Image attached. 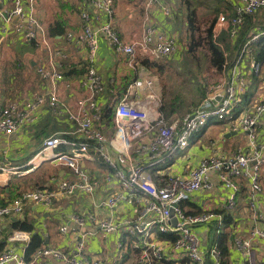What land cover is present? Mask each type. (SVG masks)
Returning <instances> with one entry per match:
<instances>
[{
    "label": "built area",
    "instance_id": "built-area-1",
    "mask_svg": "<svg viewBox=\"0 0 264 264\" xmlns=\"http://www.w3.org/2000/svg\"><path fill=\"white\" fill-rule=\"evenodd\" d=\"M35 1L10 0V7H0V34L3 37L13 30L30 41L41 35L44 43L49 45L48 52L51 56L55 54L66 58L67 54L61 48L48 43V36L46 37L44 28L36 16ZM141 1L148 12L158 8L166 18L174 17V8L166 0ZM228 1L235 6V16L229 18L220 14L214 26V33L218 35L229 28L232 38H235L246 16L255 15L264 9V0ZM78 16L80 28L69 31L66 37L76 47L87 49L88 64L82 77V85L88 96L78 99L74 110L62 109L63 105L56 89L49 96L32 93L27 98L10 101L4 105L0 103V135H12L21 126L36 123L42 109L49 105L52 111L64 114L75 124L71 133L72 139L67 138L65 134L56 133L44 140L45 149H56L62 145L72 146L71 152H58L51 157L68 166L75 175L74 180L61 181L57 189L68 196L77 191L93 195L102 181L115 178L119 181L122 192L115 191L110 194L104 202L106 206L114 208L121 200L134 196L142 206L141 211L135 219L120 214H78L73 217V226L63 223L60 227L61 233L71 232L75 235L74 253L43 245L31 258L26 259L24 254L7 249L0 251V264H50V258L56 259L60 264H104L101 259L91 257L88 252L87 233L81 232L87 220L98 225L106 234L120 233L127 236V239H122L119 243V248L125 249V252L120 254L119 260L113 264H156L157 261L164 258L169 260L172 257L183 259L186 264H232L227 262L228 255L224 254L217 244L211 229L212 224H216V233L223 231L224 214L208 207L191 214L186 212L181 204H174L191 192L220 186L227 191L226 208L232 210L236 207L242 181L246 180L249 185L247 204L258 220L263 219L257 209V202L259 194L263 192L261 176L264 166V95L246 110H238L249 90L251 77L236 63L229 69L226 77L208 89L203 100L191 109L180 125L178 118L168 120L156 110V107L160 106L157 76L149 75L135 79L129 86L128 94L119 100L113 117L117 129L116 137L122 144V150L119 151L132 160L131 169L126 172L112 156L108 138L102 129L104 107L100 99L105 92V82L96 63L100 38L107 41L117 54L128 57H135L137 49H141L145 56L166 57L178 52V47H182L178 43V36L169 30H160L156 23L151 21L149 14L144 19L142 37L131 42L125 41L117 28L115 0H80ZM260 35L261 33L257 32L252 36L246 46L248 53L251 52L249 44ZM38 72L44 78L63 79V74L54 67L48 70L41 66ZM250 72L251 76L258 77L264 91V63L252 56ZM210 120L227 121L229 129L245 133L246 146L241 147L233 156L215 152L203 158L198 166L191 168L187 176H169L162 185L155 182L145 164L131 156L132 143L140 141L152 130L157 131V134L151 137L149 143L140 142L137 149L139 155L148 154V159L155 160L172 150L186 148L192 135L201 132ZM91 147L109 167V171L93 178L80 164V160L87 155ZM212 171L218 172L217 184L210 177ZM57 193L53 189L40 187L25 192L14 202L3 203L0 199V231L6 218L21 219L29 203L50 208ZM148 216L152 218L148 220ZM173 218L176 219V224ZM200 226L206 228V241L198 231ZM161 234H166L167 237ZM31 236L29 231L15 230L8 240L26 243V250ZM233 238V247L239 258L245 264L246 261L252 264L255 244L264 240V226L256 225L248 234Z\"/></svg>",
    "mask_w": 264,
    "mask_h": 264
},
{
    "label": "crops",
    "instance_id": "crops-1",
    "mask_svg": "<svg viewBox=\"0 0 264 264\" xmlns=\"http://www.w3.org/2000/svg\"><path fill=\"white\" fill-rule=\"evenodd\" d=\"M115 2L116 5L119 3V6L122 4L127 8L125 13H121L120 7H118V13L120 11L119 16L117 14V27L123 39L127 42L138 40L142 37L144 19L148 14L151 21L156 23L160 30L172 31L174 28V17L166 18L158 8H153L150 12L146 11L145 5L141 0H139L138 4L137 0H115ZM166 2L171 4V0H166ZM10 6V0H0V7L8 8ZM35 6L36 16L44 28L46 37L48 36V43L51 46L61 48L67 54V57L62 58L55 54L51 56L48 52L49 45L44 43L41 35L37 39L30 41L13 30L3 37L0 34V46L3 47L6 44V42L2 44L5 38L6 40L9 39L10 43L18 41L26 42L22 46L21 53L30 54V57L25 58L23 64L24 66L26 64L27 68L32 69L31 73L34 71L38 73V77L32 78L33 81L32 79L27 81V84L31 83L29 84V91H32L27 96L32 93H43L49 96L56 89L60 102L63 105V107L61 106L62 109L68 108L74 110L78 99L88 96L86 89L82 85L84 73H81V69H86L88 64L87 49L76 47L66 37L69 31L80 28L81 22L79 16L75 10L69 12L65 7L60 6L57 0H36ZM232 9L235 10L234 4H232ZM249 21L252 23L251 32L263 30L264 9L258 11ZM58 31L63 32L60 33ZM52 33L53 36H51ZM250 48L251 52L249 53L246 49L242 48L240 53L234 50L233 54V57H235L234 64L238 63L241 65L243 72L251 77L247 97L238 106V110L241 111L246 110L261 95H264V91L261 89L262 83L258 77L251 76L250 59L252 56L254 57L252 44ZM6 50H8L7 47ZM172 55L175 56L177 53L175 52ZM144 56L141 49H137L135 57L117 54L107 41L100 38V49L96 63L98 72L105 82V92L102 95V99H100L103 107L108 105L113 111H116L119 100L128 94L129 86L135 79L153 75L148 65L144 62ZM1 60L2 58L0 57ZM17 62L22 67L20 60ZM41 66L46 67L48 70H52L54 67L58 72L63 74V79L54 80L42 77L38 72V68ZM228 71L229 68L220 73L218 81L226 77ZM2 83L10 85L6 90H2L6 85L0 88L1 104L4 105L10 101L24 98L19 92L13 95L15 97L7 93L13 90V85H16L13 78L12 80L9 77L8 79H3ZM158 84L157 93L159 90ZM106 93L109 95H106ZM158 96L160 105L169 103L163 101V98L161 99L162 96L160 97L159 94ZM204 97L205 95H203L200 102ZM159 107H156V110L166 117ZM170 110V116L167 119L173 120L174 118H178L180 125L183 124L185 117L190 113L180 114L178 113V107H174V109L170 108ZM74 129L75 124L64 114L54 112L49 108V105H46L42 109L36 123L19 127L12 135H0V199L3 203L14 202L25 192L35 188L47 187L58 192L54 204L50 208L40 204L29 203L25 207V212L21 219L13 217L5 219L0 231L1 252L13 249L20 254H24L26 257V250H24L26 243L23 244L19 241L10 242L8 240L13 231L24 230L20 227V223L15 224V222L25 221L28 224L36 226L33 232L26 231L31 232L32 236L36 234L42 235L43 240L42 242L40 241L38 248L43 245H50L74 253L76 245L75 235L71 232L61 233L60 231L63 223L71 226L74 225V216L82 213L91 216L95 214L99 216L120 214L123 217L135 219L140 214L142 206L134 196H128L126 200H121L114 208L106 206L104 202L110 194L115 191L122 192V187L115 178L110 181H102L93 195L77 191L74 195L68 196L57 189L61 181L65 179L74 180L75 175L68 166L58 163L51 157L58 152H71L72 146L62 145L56 149H45L44 140L56 133L71 135ZM102 129L108 138L112 156L118 165L128 172L131 169L132 160L129 159V156L119 151L122 150V144L116 137V127L108 126V124L102 122ZM262 132L264 134V124ZM156 134L157 131L152 130L140 141H134L132 143L131 156L134 160H139L147 166L149 173L154 177L158 185H162L172 175L187 176L191 168L198 166L203 158L215 154V152L220 153L219 155L233 156L241 147H245L247 143L246 134L229 129L227 121L211 120L204 130L192 135L190 144L186 148L172 150L155 160L148 159V154L139 155L140 153L137 149L140 142L149 143L151 137ZM80 164L92 178L99 177L103 172L109 171L108 164L94 151L93 147L80 160ZM163 164L165 167L161 168L160 165ZM210 177L216 184L218 183L217 171H212ZM261 181L263 192L258 196L257 209L263 216L262 220H258L255 217L253 210L247 204L246 195L249 185L246 180L242 181V188L237 196L236 207L232 210L226 208L227 191L220 186L191 192L180 203L186 212L191 214L199 212L203 207H208L221 214L224 212L227 218H232V224L224 228L230 234V237L226 241L228 248L227 262L229 263L245 264L233 247V237L248 234L249 230L256 225L260 227L264 226V166ZM151 218V216L147 217L148 220ZM87 221L81 232L85 231L87 233V249L90 256L101 259L104 264H113L115 261H118L119 255L125 252V249L119 248V243L122 239H127V236H122L120 233L106 234L98 225H94L90 220ZM198 229L206 241V228L200 226ZM50 264H60V262L50 258ZM156 264H186V261L172 257L169 260L164 258L162 261H157ZM246 264H251V262L246 261ZM252 264H264V240L256 242Z\"/></svg>",
    "mask_w": 264,
    "mask_h": 264
},
{
    "label": "rangeland",
    "instance_id": "rangeland-1",
    "mask_svg": "<svg viewBox=\"0 0 264 264\" xmlns=\"http://www.w3.org/2000/svg\"><path fill=\"white\" fill-rule=\"evenodd\" d=\"M196 9L197 23L199 24V31L196 34V38L199 44L196 45L195 50L190 54L188 48L190 47L189 32L186 20V5L189 3L180 2V0H173L172 5L174 8V25L172 33H176L178 36V43H180L182 49L178 47L177 55L173 56L172 53L166 57H151L144 56L145 61H149L151 64L150 68L151 74L157 76L158 78V94L161 99L166 102L176 103L178 107V113L184 114L189 113L191 109L197 105L203 97V93H207L208 89L218 82L219 74L215 72L213 68L209 66L203 57V52L206 50V40L203 38L206 36V31L211 24V20L214 18V13L212 12L213 5L208 0H203L195 2V0H190ZM36 2V1H35ZM60 6L65 7L69 12L76 11L79 12V0H57ZM139 0H137L138 4ZM183 3V4H182ZM186 4V5H184ZM212 6V8H211ZM117 14L125 13L127 8L119 3L116 5ZM118 7L120 11L118 13ZM193 8V7H192ZM224 14V13H223ZM226 15V14H224ZM61 17V16H60ZM179 27V31H175V28ZM181 28V30H180ZM119 29V28H118ZM10 40L6 38L3 43L6 44L0 46V88L6 90L10 85L8 83H2L3 79L13 78L14 83L13 90L6 91L9 95L13 96L19 92L22 97L27 98L28 93L32 92L30 90L31 83L27 84L28 80L38 77V73L32 71L28 66H24V59L30 57V54L22 52V46L26 43L24 41H18L16 43L9 42ZM6 47L8 50H6ZM190 49V48H189ZM202 51V52H201ZM20 60L19 66L17 61ZM32 79V81H33ZM106 95H109L106 93ZM15 97V96H13ZM222 124V123H221ZM225 124V123H223Z\"/></svg>",
    "mask_w": 264,
    "mask_h": 264
},
{
    "label": "trees",
    "instance_id": "trees-1",
    "mask_svg": "<svg viewBox=\"0 0 264 264\" xmlns=\"http://www.w3.org/2000/svg\"><path fill=\"white\" fill-rule=\"evenodd\" d=\"M197 0H195L196 2ZM203 2V0H200ZM211 1L210 5H213L212 12L214 13V18L211 20V24L209 28L206 31V36L203 37L206 40V43H204V46H206V50L203 52V57L205 58L206 62L209 64L211 68H213L216 73L220 74L223 73L225 70L228 68H232L234 66V61L235 57H233L234 50H236L238 53L243 49H246V46L249 41H251L252 36L255 33H261L259 38L253 42H251L249 45L253 46V55L254 58L257 61H260L264 63V29L263 30H258L256 32H251L252 29V23L249 21V19H252V16L254 15H248L244 19V24L239 28L238 34L235 38H232L231 33L229 28L224 29L221 33L218 35H215L214 33V26L216 24V21L219 17L220 14H226L229 18L235 16V10L232 9V4L228 0H208ZM173 0H171V5H172ZM180 2L183 3H189L188 6L186 4V20H187V26H188V32L190 34L189 39H190V49L189 53L191 54L194 50L197 44H199L196 34L199 31V24L197 23V16H196V9L197 7L194 6V4L190 0H180ZM199 2V0H198ZM182 3V4H183ZM173 6V5H172ZM193 7V8H192ZM256 15V14H255ZM248 19V21H247ZM118 28V27H117ZM57 29V28H55ZM179 27L175 28V31H180L178 30ZM181 30V28H180ZM62 33L63 31H58ZM176 34V33H175ZM53 36V33L51 34ZM122 36V35H121ZM248 45V46H249ZM202 52V51H201ZM145 64L149 65L151 67V64L149 61H144ZM85 69H81V73H85ZM203 95H206V93H203ZM247 97V93L245 94V97ZM174 107H177L176 103H163L160 105V110L164 112L166 115V118L170 116V108L174 109ZM113 117H114V111L111 107L108 105L104 107V114H103V122L108 124V126H115L113 122ZM211 121V120H210ZM209 121V122H210ZM208 122V123H209ZM204 130V129H203ZM65 136L69 139H72L71 135H66ZM161 168H164L165 165H160ZM224 214V224L225 226H228L232 224L233 220L231 217L227 218V215ZM20 227L24 230H29L33 232L34 227H36L34 224H28L25 221L21 222H15V224H19ZM211 226L212 232L215 234V239L217 240V244L221 248L224 254L228 253V248L226 246V241L230 237L229 232L221 231L220 233H216L217 231V225L212 224ZM163 237H167L166 234H161ZM43 238L42 235L36 234L31 237V241L29 245L26 248V259H29L31 255L38 249L40 246L39 243L40 241L42 242Z\"/></svg>",
    "mask_w": 264,
    "mask_h": 264
},
{
    "label": "water",
    "instance_id": "water-1",
    "mask_svg": "<svg viewBox=\"0 0 264 264\" xmlns=\"http://www.w3.org/2000/svg\"><path fill=\"white\" fill-rule=\"evenodd\" d=\"M181 201L182 200H180V201H178V202H176L175 204H174V206H177L178 204H180L181 203ZM174 212H173V210H172V214H173ZM173 221H174V224H176V219L175 218H173Z\"/></svg>",
    "mask_w": 264,
    "mask_h": 264
}]
</instances>
